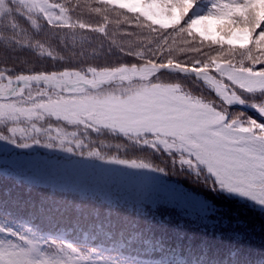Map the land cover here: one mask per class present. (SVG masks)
Here are the masks:
<instances>
[{
  "label": "snow or ice",
  "instance_id": "snow-or-ice-1",
  "mask_svg": "<svg viewBox=\"0 0 264 264\" xmlns=\"http://www.w3.org/2000/svg\"><path fill=\"white\" fill-rule=\"evenodd\" d=\"M0 144L184 175L264 216V0H0ZM26 183L38 202L0 200V264H264L207 198L180 214L228 230L227 255L148 235L166 204ZM68 219L72 238L44 227Z\"/></svg>",
  "mask_w": 264,
  "mask_h": 264
},
{
  "label": "trees",
  "instance_id": "trees-1",
  "mask_svg": "<svg viewBox=\"0 0 264 264\" xmlns=\"http://www.w3.org/2000/svg\"><path fill=\"white\" fill-rule=\"evenodd\" d=\"M1 154V153H0ZM166 180L172 181L175 185L186 189L189 195H194L200 198H207L212 201L217 208L221 210V215L230 222L236 220L243 221L249 229H251V238H246L240 244V250L243 256L253 260H264V216H261L257 211L248 208L245 205L228 201L223 198H217L207 192L202 186L194 183L190 179L185 178L184 175L173 174L165 177ZM36 180L30 177H20L14 173L3 171L0 169V200L4 202L9 208L13 201L19 200H32L39 201L41 194L36 191H27V181ZM40 180V179H39ZM25 182V183H22ZM154 202V201H153ZM157 203L166 204L169 208L161 209L156 214L157 221L163 222V227L156 224L152 228V232L148 235L155 237H163L168 245L172 246H187L188 244L200 245L201 242L210 244L214 249H219L222 255H227L228 249L234 247L233 242L229 239L228 230H217L214 232L202 230L192 220L182 216L180 213L187 212L193 217L199 211L190 207L178 208L175 205H170L163 201H156ZM192 210V211H191ZM25 209L24 215L28 213ZM215 219V217H212ZM72 220L61 221L58 225H47L44 227L46 230L55 232L57 227L63 231L67 238H72L75 233L72 228ZM134 251H140L139 244H136ZM141 259H151L149 264H161L160 260L173 261L176 259L173 255L165 252L152 253L140 255Z\"/></svg>",
  "mask_w": 264,
  "mask_h": 264
},
{
  "label": "rangeland",
  "instance_id": "rangeland-1",
  "mask_svg": "<svg viewBox=\"0 0 264 264\" xmlns=\"http://www.w3.org/2000/svg\"><path fill=\"white\" fill-rule=\"evenodd\" d=\"M0 153V169L20 177L42 180L51 176L100 194L146 202L163 201L178 208H200V197L189 195L186 189L156 174H130L121 169L75 159L59 160L56 157L63 156L62 153L41 148L21 150L0 144Z\"/></svg>",
  "mask_w": 264,
  "mask_h": 264
}]
</instances>
